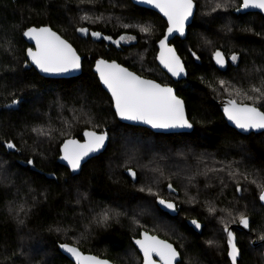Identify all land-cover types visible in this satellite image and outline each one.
I'll return each mask as SVG.
<instances>
[{
	"label": "trees",
	"instance_id": "1",
	"mask_svg": "<svg viewBox=\"0 0 264 264\" xmlns=\"http://www.w3.org/2000/svg\"><path fill=\"white\" fill-rule=\"evenodd\" d=\"M194 3L186 38L171 42L187 78L173 82L155 62L156 44L166 23L129 0H0V264H72L60 254L61 243L113 264H141L133 241L142 230L172 243L181 253L179 264H230L224 223L236 224L241 212L249 217L251 230H234L241 250L239 264H264L259 240L264 208L252 183L253 179L264 182V133L238 134L215 105L229 99L236 88L260 85L261 74L255 69L264 66V15H235L240 0ZM216 3L227 7L213 11ZM85 13L95 22L82 21ZM137 25L151 26L152 31L142 33ZM33 26H48L73 46L83 57L80 76L44 79L25 66L28 45L22 34ZM78 27L89 29L87 37L79 35ZM92 31L112 40L134 39L107 45L94 40ZM9 40L12 45L6 51ZM216 50L226 59L236 53L237 63L219 72L212 60ZM193 52L199 59L193 58ZM99 58L173 87L185 103L192 132L162 135L120 123L92 73ZM13 99L20 103L12 105ZM33 128L50 135H38ZM85 130L106 131L108 145L74 174L57 163L59 147L66 139L80 141ZM9 140L16 145L10 151L4 147ZM229 165L240 175L230 177ZM128 168L137 173L135 182L128 177ZM221 168L224 171H216ZM169 183L177 195L167 192ZM238 184L246 190L237 192ZM141 187H152L161 197L175 200L176 215L160 211L155 197L141 192ZM210 206L214 213H209ZM105 211L113 219L107 226L97 224ZM193 218L202 225L200 233L188 226ZM208 240L215 244L209 246ZM127 252L135 261L121 257Z\"/></svg>",
	"mask_w": 264,
	"mask_h": 264
},
{
	"label": "snow or ice",
	"instance_id": "2",
	"mask_svg": "<svg viewBox=\"0 0 264 264\" xmlns=\"http://www.w3.org/2000/svg\"><path fill=\"white\" fill-rule=\"evenodd\" d=\"M94 2V0H89ZM137 3L151 5L157 9L167 20V29L163 34V38L159 39V53L156 60L160 65L171 74L172 77H179L185 74V67L181 59L176 54V50L169 46V37L173 33L185 35V25L190 17L194 15V0H137ZM226 3H216L212 9L226 8ZM258 9L264 13V0H242L237 11L241 9ZM82 21L95 22L93 17L87 13L81 16ZM102 17H96L95 20H100ZM125 28L130 25L125 24ZM140 32L150 34L151 26H139ZM77 32L87 35L89 29L86 27H78ZM23 36L34 42L35 48L29 47L25 50L27 60L35 66L39 72L47 75H65L73 72H78L82 68L81 57L70 43L62 39L56 32L52 31L48 26L28 27L23 31ZM91 36L95 39H100L102 34L98 31H92ZM104 40L112 41L119 46L120 41L125 39L124 36L120 40H112L110 36H103ZM131 40L134 37H127ZM10 51L12 41H6ZM193 58L199 59L195 52L192 53ZM212 59L220 68L226 67L225 54L216 50L213 53ZM233 64L238 61V55L233 53L230 57ZM27 67V64L25 65ZM255 71L260 73V85H252L247 90L236 88L230 93V98L224 102L223 112L225 117L230 121L236 129L243 132L264 131V66L256 68ZM95 72L99 77L100 82L111 95V104L115 109V115L120 120L138 122L150 126L152 129L171 130V129H191L193 124L186 118L185 103L176 95L173 87L168 84L157 83L154 79H145L141 75L128 68L121 66L115 61L109 62L104 59H97L95 62ZM221 87H224L225 81H220ZM243 96V100H238L236 97ZM20 103L18 99H13L11 104L17 105ZM259 105V106H258ZM33 132L38 135H50L43 128H33ZM84 142L81 143L74 139H66L60 147V159L65 161L71 171L76 172L82 166L81 162L91 153L100 151L105 147L108 140L106 131L97 132L95 130H85L83 133ZM4 147L7 149H15L16 145L12 141H6ZM32 165L34 161H27ZM228 175L235 177L240 175L239 172L231 170L229 165ZM128 175L135 180L137 173L128 168ZM216 171H224L223 168ZM161 175L163 172L161 171ZM243 178L247 180L249 173L245 172ZM191 181L192 177H187ZM252 183L259 190V200L264 203V182H258L253 179ZM141 192H147L149 196L155 197V204L162 206L169 212H178V205L175 200L165 199L160 196L158 191H154L152 187H141ZM169 192H176V188L171 183L168 184ZM238 184L237 192L244 191ZM191 199V198H190ZM23 211V209H21ZM209 213H214L215 208L210 206ZM20 213L17 212L19 217ZM119 215V213H116ZM113 219V214L105 211L96 219V223L107 226ZM233 222H236L233 220ZM20 223H23L21 220ZM238 223L244 229L251 230L250 219L244 213H239ZM190 224L196 229H201L202 225L197 219L190 220ZM143 227V226H142ZM59 231V229H57ZM224 233L227 236V257L231 264H239L238 258L241 255V250L236 241V233L224 223ZM139 238L133 242L139 249L143 258V264H179L181 256L180 251L173 246L168 240L159 238L158 235L150 234L149 231L142 230L138 233ZM259 240L264 246V232L259 235ZM209 246L215 244L214 240L206 242ZM59 248L71 255L76 264H112L107 259H100L96 256H84L77 247L69 246L67 243L59 244Z\"/></svg>",
	"mask_w": 264,
	"mask_h": 264
},
{
	"label": "water",
	"instance_id": "3",
	"mask_svg": "<svg viewBox=\"0 0 264 264\" xmlns=\"http://www.w3.org/2000/svg\"><path fill=\"white\" fill-rule=\"evenodd\" d=\"M131 3H132V5H134V6H136V7H139V8H143V9H146V10H149V11H152V12H154L155 14H157L158 16H160L161 17V19L166 23V28H165V31H166V29H167V20H166V18L157 10V9H155V8H153L151 5H146V4H141V3H137V0H129ZM240 3H242V0H240ZM194 5H195V3H194ZM233 13L235 14V15H244V14H247V13H257V14H260V15H264V13H262V12H260L258 9H251V8H249V9H241L240 11H237V9L236 10H234L233 11ZM194 14H195V6H194ZM193 17H194V15L192 16V17H190L189 18V20L186 22V25H185V35L184 36H181L179 33H173L170 37H169V41H168V43H169V46L170 47H172V48H174V46L172 45V41L175 39V38H178V39H180V40H184L185 38H186V35H187V29H188V27L191 25V23H192V20H193ZM52 30V29H51ZM53 31V30H52ZM164 31V32H165ZM55 32V31H54ZM57 35H59V34H57ZM79 35H81V33H79ZM88 35V34H87ZM87 35H84V37H87ZM60 36V35H59ZM61 37V36H60ZM92 37V36H91ZM103 36H101V38L100 39H95V38H93L94 40H104L103 38H102ZM22 38H23V40L25 41V43L28 45V48L29 47H32L33 49L35 48V44H34V42H32V41H30V40H28L26 37H24L23 36V34H22ZM62 38V37H61ZM163 38V37H162ZM161 38V39H162ZM63 39V38H62ZM117 40H119V39H117ZM104 42L107 44V45H109V44H111V45H113V46H117V44H115V43H112V41H109V40H104ZM159 42V41H158ZM158 42H157V44H156V49H157V52H156V56H157V54L159 53V47H158ZM73 47V46H72ZM175 49V48H174ZM78 54V53H77ZM176 54H177V52H176ZM79 55V54H78ZM25 56H26V53H25ZM80 56V55H79ZM177 56H178V54H177ZM81 57V56H80ZM99 59H102V58H99ZM181 59V58H180ZM97 60V59H96ZM96 60L94 61V63H93V66H92V73L96 76V78H97V80H98V82H99V84H100V86H101V88H102V90L109 96V98H110V100H111V95H110V93H108V91H107V89L104 87V85L100 82V80H99V77H98V75L96 74V72H95V62H96ZM105 60V59H104ZM213 60V59H212ZM26 61H27V66L29 67V68H32L40 77H42V78H44V79H51V80H69V79H73V78H76V77H78V76H80V74H81V72H82V68H81V70L80 71H78V72H73V73H69V74H65V75H47V74H44V73H41V72H39V70L38 69H36L35 68V66L34 65H32L31 64V62L30 61H28L27 60V57H26ZM82 61H83V57H81V63H82ZM109 62H112V61H109ZM155 62H156V64H157V66L159 67V69L162 71V72H164L173 82H180V81H183V80H186V78H187V73H186V70H185V74L184 75H181V76H179V77H172L171 76V74L170 73H168L167 72V70L166 69H164L161 65H160V63H159V61L158 60H156V57H155ZM181 62H182V60H181ZM232 61L230 60V59H226V67L225 68H220L216 63H215V61L213 60V65H214V67L219 71V72H225L226 71V69H227V66H228V64L229 63H231ZM117 63V62H116ZM183 63V62H182ZM184 65V64H183ZM122 66V65H121ZM124 67V66H123ZM129 70V69H128ZM130 71V70H129ZM146 79V78H145ZM158 83V82H157ZM174 89V88H173ZM175 91V90H174ZM227 99H224V100H222V101H218V102H215V105L219 108V111L221 112V114H222V116H223V119H224V121H225V123L227 124V126L228 127H230L231 129H233L234 131H236L238 134H240V135H244V136H247V135H250V134H261V133H264V131H251V132H243V131H241V130H239V129H236L235 128V126L230 122V121H228V119L225 117V115H224V112H223V106H224V102L226 101ZM112 110H113V112H114V114H115V109L112 107ZM185 115H186V110H185ZM116 116V115H115ZM117 118V120L120 122V123H122V124H124V125H128V126H133V127H140V128H144V129H146V130H148V131H150V132H152V133H154V134H162V135H173V134H189V133H191L192 132V130H193V128H191V129H171V130H161V129H152L150 126H148V125H145V124H141V123H138V122H132V121H124V120H120L118 117H116ZM186 118H187V115H186ZM84 133V132H83ZM83 133H82V139L79 141V140H77V139H74V140H77V141H79V142H81V143H83L84 142V136H83ZM63 144V143H62ZM61 144V145H62ZM107 145H108V140L106 141V145H105V147L104 148H102L100 151H98V152H95V153H91L88 157H85L84 158V160L81 162V164H82V166L86 163V162H88L89 160H91V159H93V158H95V157H97V156H99L100 154H102L105 150H106V148H107ZM61 147V146H60ZM60 147H59V156H58V158H57V163L60 165V166H62V167H64V168H66L69 172H71V173H78L80 170H81V168L79 169V170H77L76 172H73V171H71V169L68 167V165H67V163L65 162V161H62L61 159H60V156H61V152H60ZM7 149V148H6ZM8 151H10L11 149H7ZM81 166V167H82ZM128 177L131 179V181H133V182H135L136 181V179L135 180H133V178L131 177V176H129L128 175ZM167 192L169 193V194H172V195H177V192H169V190H168V186H167ZM260 201V200H259ZM260 204H261V206L264 208V203H262L261 201H260ZM157 207H158V209L160 210V211H162L163 213H165V214H167L168 216H170V217H174L175 215H176V212L175 213H173V212H169L167 209H163L162 208V206H160V205H157ZM188 226L191 228V229H193V231L194 232H196V233H200V231H201V229H196L194 226H192L191 224H190V221L188 222ZM229 228L231 229V230H236V231H238V232H242V233H248L249 232V230H247V229H244L242 226H240L239 225V223L237 222L236 224H234V225H231V226H229ZM223 233H224V231H223ZM224 237H225V244H226V248H227V236H226V234L224 233ZM137 238H139V236L137 237ZM136 238V239H137ZM135 240V239H134ZM69 246H72V245H69ZM133 246H134V248H135V250L137 251V253H138V255L140 256V258H141V264H143V258H142V255L140 254V252H139V249L135 246V244H134V242H133ZM73 247H75V246H73ZM58 250H59V252H60V254L61 255H63L70 263H72V264H76V262H75V260L71 257V255L70 254H68V253H66V252H64L62 249H60L59 247H58ZM79 250V249H78ZM80 251V250H79ZM81 252V251H80ZM82 253V252H81ZM84 256H95V255H93V254H85V253H82ZM97 257V256H96ZM98 258H100V257H98ZM239 258H240V256H239ZM239 258H238V260H239ZM100 259H104V258H100ZM227 260L229 261V263L231 264V261L228 259V257H227ZM179 262H180V258H179ZM113 264V263H112Z\"/></svg>",
	"mask_w": 264,
	"mask_h": 264
},
{
	"label": "rangeland",
	"instance_id": "4",
	"mask_svg": "<svg viewBox=\"0 0 264 264\" xmlns=\"http://www.w3.org/2000/svg\"><path fill=\"white\" fill-rule=\"evenodd\" d=\"M132 41V39L131 40H129V39H127V38H125L123 41H120V42H122V43H124V44H127V43H130ZM122 147L123 148H125V147H127L126 146V144H123L122 145ZM118 156V158L117 159H121V157H120V155H117ZM167 188V187H166ZM154 190V189H153ZM167 190V189H166ZM171 195V194H170ZM178 202H180V203H182V200L181 199H179L178 200ZM168 227H170L171 228V225H169ZM165 228V227H164ZM175 235H177V234H175ZM123 259H125V260H129V261H135L133 258V256H132V254H131V252H127V253H125L123 256H121Z\"/></svg>",
	"mask_w": 264,
	"mask_h": 264
},
{
	"label": "flooded vegetation",
	"instance_id": "5",
	"mask_svg": "<svg viewBox=\"0 0 264 264\" xmlns=\"http://www.w3.org/2000/svg\"><path fill=\"white\" fill-rule=\"evenodd\" d=\"M125 38H127V37H125ZM120 40V39H119ZM120 43H122V42H120ZM122 44H124V43H122ZM160 238V237H159ZM162 239V238H161ZM181 260V259H180Z\"/></svg>",
	"mask_w": 264,
	"mask_h": 264
}]
</instances>
